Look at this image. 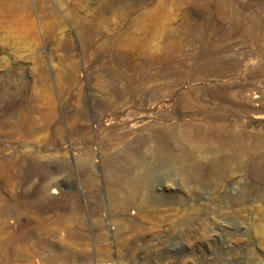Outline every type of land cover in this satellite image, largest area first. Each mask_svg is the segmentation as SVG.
I'll use <instances>...</instances> for the list:
<instances>
[{"label": "rangeland", "instance_id": "rangeland-1", "mask_svg": "<svg viewBox=\"0 0 264 264\" xmlns=\"http://www.w3.org/2000/svg\"><path fill=\"white\" fill-rule=\"evenodd\" d=\"M0 264H264V0H0Z\"/></svg>", "mask_w": 264, "mask_h": 264}, {"label": "bare ground", "instance_id": "bare-ground-1", "mask_svg": "<svg viewBox=\"0 0 264 264\" xmlns=\"http://www.w3.org/2000/svg\"><path fill=\"white\" fill-rule=\"evenodd\" d=\"M248 99H250V98H248ZM253 99V98H252ZM250 101H252V100H250ZM93 111H94V109H93ZM96 111V110H95ZM94 111V112H95ZM93 112V113H94ZM99 112V111H98ZM98 112H95V113H98ZM100 113V112H99ZM98 113V114H99ZM97 115H95V116H93L94 118H95V120H96V118H99V117H96ZM101 117V116H100ZM98 121H99V119H98ZM106 142V141H105ZM103 143H104V141H103ZM117 143V142H116ZM115 143V144H116ZM105 144H107V142L105 143ZM137 145H139V144H137ZM107 146V145H106ZM105 146V147H106ZM137 147H139V146H137ZM108 148V147H107ZM136 148V147H135ZM140 148V147H139ZM103 149V148H102ZM136 150V149H135ZM105 151V150H104ZM111 151V150H110ZM142 151H143V148H142ZM141 151V152H142ZM137 152V151H136ZM140 152V151H139ZM138 152V153H139ZM144 155H146V154H144ZM112 156H113V154H112ZM147 156V155H146ZM132 157V156H131ZM128 158H129V156H128ZM139 158V157H138ZM147 158H148V156H147ZM146 158V159H147ZM172 158L173 157H171L170 156V158L168 157L167 159H165V161L167 162V163H172L171 161H172ZM132 159V158H131ZM135 159H136V156H135ZM118 161H120V159H117ZM137 160V159H136ZM153 160V159H152ZM132 161V160H131ZM149 162H151L150 160H148ZM176 161V160H175ZM178 161V160H177ZM114 162H117V161H114ZM133 162V161H132ZM132 162H130V163H132ZM153 162V161H152ZM87 163H88V160H87ZM86 162H81L80 163V165H81V171H80V173H79V177H80V179H84V182H92V178L90 177V175H89V172H88V169L90 170V163H88L87 164ZM121 163V162H120ZM125 163V162H124ZM123 163V164H124ZM137 163H138V161H137ZM141 163H142V161H141ZM158 163V162H157ZM177 163V162H176ZM180 165H178V167H180V169L182 168V169H185V171L186 172H189V171H191L192 170V168H191V166H193V165H191V166H188L187 165V163H188V160L187 159H181L180 160V162H178ZM190 163V162H189ZM127 164V163H126ZM125 164V165H126ZM169 164V165H170ZM106 165V164H105ZM115 165V163H113V166ZM125 165H123V166H125ZM132 165V164H131ZM135 165V164H134ZM140 165V164H139ZM142 165V164H141ZM140 165V166H141ZM150 165V164H149ZM177 165V164H176ZM116 166H119V164L118 165H116ZM111 167V166H110ZM119 167H121V166H119ZM147 167V166H146ZM152 167V166H151ZM170 167V166H169ZM172 167V166H171ZM174 167V166H173ZM172 167V168H173ZM176 167V166H175ZM136 168H137V166H136ZM148 168V167H147ZM115 169V168H114ZM142 169V168H141ZM175 169V168H174ZM195 169V168H194ZM105 170V169H104ZM113 170V169H112ZM112 170H109V171H112ZM118 170V169H117ZM125 170V169H124ZM144 170V169H143ZM130 171V170H129ZM145 171H146V169H145ZM173 171V170H172ZM175 171V170H174ZM113 172H114V170H113ZM112 172V173H113ZM119 172V171H118ZM124 172V171H123ZM132 172V171H131ZM136 172V171H135ZM176 172H177V170H176ZM185 172V173H186ZM117 173V172H116ZM115 173V174H116ZM122 173V172H121ZM129 173V172H128ZM133 173V172H132ZM147 173H148V171H147ZM114 174V175H115ZM135 174V173H134ZM140 174V173H139ZM138 174V175H139ZM144 174V173H143ZM175 174V173H174ZM118 175V174H117ZM122 175V174H121ZM131 175V174H130ZM145 175V174H144ZM132 176V175H131ZM146 176V175H145ZM144 176V177H145ZM73 177V176H72ZM109 177V176H108ZM142 177V175L140 174L138 177H137V174L135 175V176H133V177H131V178H124V176H121V177H118V181H120L121 183H126V182H130V181H133V179H135V180H140V178ZM147 177V176H146ZM145 179V178H144ZM100 182V181H99ZM91 184V183H90ZM95 184V183H94ZM118 184H120V183H118ZM117 184V185H118ZM86 185V184H85ZM91 185H93V184H91ZM87 186V185H86ZM113 186V185H112ZM135 186V185H134ZM92 187L93 186H91V188L90 189H92ZM116 187V186H115ZM138 187V186H137ZM89 188V187H88ZM94 188H95V186H94ZM104 188V187H103ZM90 189H88L89 190V193H90ZM112 189V188H111ZM116 189V188H115ZM113 190V189H112ZM111 190V191H112ZM117 190V189H116ZM116 190H115V192H116ZM114 192V191H113ZM118 192V191H117ZM48 193V192H47ZM49 195H48V197L46 198V200L45 201H42V202H44L43 203V205H41V206H39V208H45V209H48V208H50V205H51V202L53 203V202H55V196H56V194H57V192L53 189L51 192H49L48 193ZM111 194V193H110ZM120 194V193H119ZM125 194V193H124ZM112 196H114V198H115V196L116 195H113L112 194ZM123 197V196H122ZM110 198H112V197H110ZM119 198V197H118ZM90 199V198H89ZM51 201V202H50ZM75 201V200H74ZM78 201V200H77ZM91 201V200H90ZM118 201V200H117ZM41 203V202H40ZM74 203H77V202H74ZM118 203V202H117ZM39 204V203H38ZM122 205V204H121ZM123 213V212H122ZM124 216V215H123ZM110 221V220H109ZM103 222V221H102ZM110 225H112V224H110ZM119 227V226H118ZM118 231H120V230H118ZM111 255V254H110ZM111 257V256H110ZM109 261V260H108ZM117 263V262H116Z\"/></svg>", "mask_w": 264, "mask_h": 264}]
</instances>
